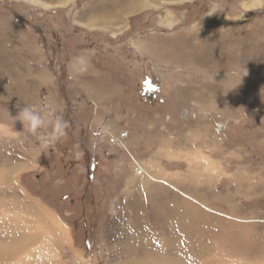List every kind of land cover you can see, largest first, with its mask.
<instances>
[{
	"label": "rangeland",
	"instance_id": "rangeland-1",
	"mask_svg": "<svg viewBox=\"0 0 264 264\" xmlns=\"http://www.w3.org/2000/svg\"><path fill=\"white\" fill-rule=\"evenodd\" d=\"M238 1L0 0V264H264V8L247 14ZM112 9L122 13L118 23L98 20L93 28L116 35L118 50L148 54L141 59L140 95L152 91L163 99L159 105L175 102L176 115L184 109L179 120L194 139H179L190 149L183 152L186 160H159L128 136L129 153L149 173L144 177L135 175L126 152L101 142L94 153L96 179L88 185L92 199L76 193L63 198L64 187L80 180L81 168H68L75 171L68 185L63 175L49 172L46 159L58 142L44 147L3 110L14 116L23 107L39 109L51 90L55 104H62L68 89L59 95L58 89L74 87L61 74L59 60L68 51L57 54L41 35L47 15L58 22L64 13L65 30L72 31L77 19ZM140 11L146 13L132 17ZM144 40L148 45L140 47ZM46 48L52 59L43 60L52 79L47 85L38 82L42 71L34 65ZM162 52L172 60L168 55L162 61ZM60 104H53L56 113L67 120L71 110ZM135 107L155 108L144 100ZM158 116L171 119L166 112ZM169 129L176 138V127ZM144 156L153 161L146 165ZM192 158L198 162H188ZM201 162L207 164L198 170ZM153 164L170 177L156 176ZM202 173L211 182L198 179ZM214 176L223 177L222 186L213 185ZM81 216L84 227L77 223ZM184 241L206 247L200 259L189 260Z\"/></svg>",
	"mask_w": 264,
	"mask_h": 264
},
{
	"label": "crops",
	"instance_id": "crops-1",
	"mask_svg": "<svg viewBox=\"0 0 264 264\" xmlns=\"http://www.w3.org/2000/svg\"><path fill=\"white\" fill-rule=\"evenodd\" d=\"M238 2L239 6L241 5L242 7L247 8V14L253 13V7L258 6L262 7V9L264 8V0H239ZM145 11L135 13L134 15H132V17H136L140 14L143 15V13H146ZM257 11L262 12V10L259 9H257ZM106 13H109V15L104 14V16H101L97 13H90L86 15V17L84 16L77 19L76 22L78 23V26H76V29H71L72 31L65 30V28L68 29L70 25L67 22L66 15H64V13L62 15L65 21L60 19L58 21L60 22V24L62 23V28H58V22L55 21L57 17L56 15L55 17L50 15L46 16L47 18H49V21L47 22L53 23V25L47 24V22L41 24L44 27L42 29L43 31L41 35L45 37V40H49L50 45H53L51 46L53 50H55L57 54L59 53V50L68 51V53L61 59V55L55 56V60L60 59L59 61L61 63H59L63 67V73L61 74L62 76L66 77L64 78V80H66V82L67 80L72 81V83L74 84L73 88L63 86L58 89L56 93L59 95L60 91H62V88L68 89V94L59 99L62 103H59L61 105L60 108L63 107V110L65 108L71 110L70 116L67 120H65L67 121L65 135L74 136L75 139H78L82 144L87 146L91 151H95L94 153H96V147L100 146L101 142L103 143V145H105L107 140H104L103 137L106 133H103L104 135L100 134L96 136L94 134V131H97V129H102L103 131L108 129V131L110 132H116L118 130V127H121L120 129H128V136L133 137V142H138L140 145H142L141 148L142 151H144V154L148 151L150 154L154 152L153 158H158L159 160L166 159L170 155H176L177 158L182 156V160H186L183 154L185 153V150L190 149L186 148L184 144L182 146L180 141L189 144L194 139V137L193 134L187 133L184 122H182V120H179L182 119L185 114L182 115V113L179 112V114L176 115L175 110H177L178 106L174 105L175 102H172L169 106H165L163 104L159 105V103L157 105L149 106L155 107L150 108L152 109L151 111L144 110L146 108L140 110L137 109L138 107H135L137 102L136 99L138 97V94H140V74L142 78L145 73V71H141L140 73V68H143L146 61L144 60L142 62L141 59L142 57H147L148 54H146L147 56H143L142 54L140 56H136V54L128 47L123 48L122 50H118L117 46L121 47L122 45L120 43H117L116 46L112 42L113 39H117L116 35L107 36L101 33V29L100 31L95 30L93 27L96 21L100 20L103 23H118L117 20L122 14L115 9L107 11ZM104 17H106L107 21H105ZM65 24H67V27H65ZM78 32L80 34L76 35V33ZM96 34L97 36H100L101 42H99L98 39L96 40L94 38L97 37ZM141 43L143 44H141L140 47H145L148 45L146 40L142 41ZM46 46L47 48H50L48 45ZM47 48L43 49L42 53L38 52L37 60H35L34 62L35 67L39 68V71H42L41 73H39L40 77L38 79V82L46 85L52 81L51 76L48 74L49 72L44 68L43 63L44 59H51V57L47 55ZM146 52L149 53L148 50H146ZM81 53H85L88 55V70L73 78L69 75L67 70L68 61L72 57H75ZM170 54L171 53H168V55ZM168 55L162 52L161 60L163 61L165 59H169ZM170 60H172L171 55ZM37 65L40 67H38ZM73 92L74 96L71 97V94ZM45 93L47 94V92ZM54 95V92L51 90V95H49L48 98L51 103H53L54 105L57 104L58 106V103L55 104ZM70 97L71 99L69 105L65 106L67 100ZM158 106H160V108H157ZM139 107L141 108L142 106ZM164 107L165 110L163 111ZM153 109L156 110L153 111ZM181 111L183 112L184 109H182ZM164 112L168 113L171 119L169 120V118H167L166 121L162 122L160 121V117L158 115ZM133 113L135 117L132 119L130 116ZM145 119L155 120L146 121ZM170 126L176 127V130L179 132L176 138L172 137V131L169 129ZM90 133L92 136L89 135ZM199 134V131H197L196 136L199 137ZM172 141L174 146L171 145ZM154 147L155 150L152 151ZM222 156L225 155L222 154ZM144 157L145 158H143V160L141 157L139 159H141L143 162L145 161V164L147 163L149 165V161H153L151 159H147L148 156ZM188 162H191V164H195L198 161L195 162L194 158H192V160H189ZM207 162H211V160ZM207 162H201V166L199 165L197 169H203L206 166L204 164H207ZM153 166V169H155L156 171V176L162 178L170 177L167 173L168 171L165 170V172L163 170L164 168L162 167V165L153 164L152 167ZM202 174L203 175L198 174L197 178L200 179L204 177L206 182H211L210 174ZM155 175L153 176L156 177ZM214 178L215 179L213 185L216 184L215 186H222V180L220 178L223 177L214 176Z\"/></svg>",
	"mask_w": 264,
	"mask_h": 264
},
{
	"label": "trees",
	"instance_id": "trees-1",
	"mask_svg": "<svg viewBox=\"0 0 264 264\" xmlns=\"http://www.w3.org/2000/svg\"><path fill=\"white\" fill-rule=\"evenodd\" d=\"M80 33H76L79 35ZM57 142V152L49 155L48 159H46V167L49 172L52 174H60L64 180H67V185L70 184V180L74 178L75 170L77 168H81L82 172L80 180L77 181L76 184L73 185L68 190L67 186L64 187L66 189V193H64L63 198L67 197V194L76 193L78 199H92L90 195H92L89 191V184H93L95 181V173H96V165L95 163V155L94 152L91 151L88 147L82 144L78 139L74 137L62 136ZM59 168V169H58ZM90 175H92L90 177ZM68 192V193H67ZM78 225H82L84 227L85 219L84 217H80L77 221Z\"/></svg>",
	"mask_w": 264,
	"mask_h": 264
},
{
	"label": "clouds",
	"instance_id": "clouds-1",
	"mask_svg": "<svg viewBox=\"0 0 264 264\" xmlns=\"http://www.w3.org/2000/svg\"><path fill=\"white\" fill-rule=\"evenodd\" d=\"M88 66V55L81 53L68 61L67 70L69 75L75 78L86 72ZM3 111L6 113L7 118L13 122V125L17 121L20 122L22 127L36 137L44 147H50L66 134L67 121L54 110H51V106L48 110L38 109L34 106L23 107L14 116L8 110ZM49 126L51 131L41 132V129H48Z\"/></svg>",
	"mask_w": 264,
	"mask_h": 264
},
{
	"label": "built area",
	"instance_id": "built-area-1",
	"mask_svg": "<svg viewBox=\"0 0 264 264\" xmlns=\"http://www.w3.org/2000/svg\"><path fill=\"white\" fill-rule=\"evenodd\" d=\"M49 106H51V110H54L56 112V109H55L54 105L50 102L48 96L42 95L39 109L48 110ZM183 112L185 113V111H183ZM103 133H106V135H107L109 133V131L104 132V131H102L100 129H97V131H94V134L96 136L100 135V134H103ZM127 137H128V130L120 129L118 133L110 132L108 134L107 142L109 144L117 147L119 150H122V151L126 152L130 156L131 164H133V169H134V172H135L136 176H139V177L149 176V173L146 172V170L138 162V160L129 153V151H128L127 147H126L127 144L125 142ZM106 153L108 154L109 152L107 151Z\"/></svg>",
	"mask_w": 264,
	"mask_h": 264
},
{
	"label": "bare ground",
	"instance_id": "bare-ground-1",
	"mask_svg": "<svg viewBox=\"0 0 264 264\" xmlns=\"http://www.w3.org/2000/svg\"><path fill=\"white\" fill-rule=\"evenodd\" d=\"M228 208V207H227ZM9 249V248H8ZM7 249V250H8ZM4 249L1 247L0 248V251L4 252L3 251ZM183 250H185L186 252H189V260L193 261V260H196L197 258H199V256L201 257L202 255V252L206 250V247H193L191 246L188 242L184 241V247H183ZM7 253V252H6ZM201 253V254H200ZM3 254V253H2ZM1 254V255H2ZM6 258V257H5ZM200 259V258H199ZM195 262V261H194Z\"/></svg>",
	"mask_w": 264,
	"mask_h": 264
},
{
	"label": "flooded vegetation",
	"instance_id": "flooded-vegetation-1",
	"mask_svg": "<svg viewBox=\"0 0 264 264\" xmlns=\"http://www.w3.org/2000/svg\"><path fill=\"white\" fill-rule=\"evenodd\" d=\"M157 95V94H156ZM157 98L158 99H155V96H154V92H152V91H149L146 95H144L143 97L140 95V94H138V97H137V101L138 102H140V101H142V100H144V101H149V106H153V105H157L158 103L160 104L162 101H163V99L162 98H160V97H158L157 96Z\"/></svg>",
	"mask_w": 264,
	"mask_h": 264
},
{
	"label": "water",
	"instance_id": "water-1",
	"mask_svg": "<svg viewBox=\"0 0 264 264\" xmlns=\"http://www.w3.org/2000/svg\"><path fill=\"white\" fill-rule=\"evenodd\" d=\"M185 113L184 112H182V115H184Z\"/></svg>",
	"mask_w": 264,
	"mask_h": 264
}]
</instances>
